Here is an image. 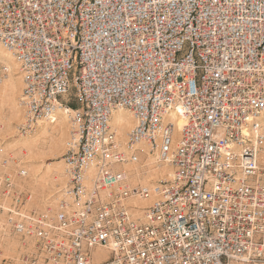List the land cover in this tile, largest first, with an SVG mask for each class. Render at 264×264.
<instances>
[{
    "label": "built area",
    "instance_id": "obj_1",
    "mask_svg": "<svg viewBox=\"0 0 264 264\" xmlns=\"http://www.w3.org/2000/svg\"><path fill=\"white\" fill-rule=\"evenodd\" d=\"M0 46L23 135L78 103L52 215L26 209L25 169L0 174L20 245L0 264H264V0H0ZM150 155L172 172L155 190L125 167Z\"/></svg>",
    "mask_w": 264,
    "mask_h": 264
},
{
    "label": "bare ground",
    "instance_id": "obj_2",
    "mask_svg": "<svg viewBox=\"0 0 264 264\" xmlns=\"http://www.w3.org/2000/svg\"><path fill=\"white\" fill-rule=\"evenodd\" d=\"M0 62L6 66L5 69L7 71V75H5L3 79H0V112H5L6 110L4 109H7L8 111L10 110L11 114L13 115L12 122L18 124L22 120L23 110L21 107V102L18 100V95L20 93V90H22L23 92V89L25 87L23 73L21 72L20 74H18V68L21 66V64L15 58L12 52L8 51L2 46H0ZM72 112V109L68 107L60 108L55 115V121L53 123H40L38 126V128L40 129L35 133L34 136L32 135L23 139H19L14 146L19 147L21 150H28L32 152H35L34 150L37 147H42L43 151L54 152L62 143H64L66 139H70L72 137ZM117 112L127 115L128 120L125 119L128 121L126 124L127 130H123L124 124L120 121V119L118 128L111 129L113 131H116L118 141L123 147H125L128 132L134 126V119L131 113L127 110H117L113 113V115L117 114ZM172 117L178 120L177 126L179 129H181L184 125L183 118H180L176 113H172ZM13 123L9 124V127L12 128ZM113 123L114 121L110 120V127L111 125H113ZM0 124H2V121H0ZM262 131L264 132V122L262 123ZM46 140H49L51 145L48 150L43 146ZM140 147H142V149L146 151L144 146ZM126 153L128 154V151H126ZM125 167L129 170L131 179L135 184L141 183L144 186L150 187L152 190L158 188V185L154 180H158L160 178L168 179L172 175L171 169L167 165L160 164L155 155L148 156L147 159L144 160L143 165L127 164ZM43 177L44 178H42L40 182L37 183L38 188H48V191L52 193L53 190L57 187L56 184H60L61 186L56 198L57 200H59L61 197L59 192L62 188H64L66 183L63 162L56 163L52 168L48 169L47 172H43ZM149 203L150 201L140 202L136 199L134 200L135 205L145 206ZM7 241L10 244L12 243L9 239H7Z\"/></svg>",
    "mask_w": 264,
    "mask_h": 264
},
{
    "label": "rangeland",
    "instance_id": "obj_3",
    "mask_svg": "<svg viewBox=\"0 0 264 264\" xmlns=\"http://www.w3.org/2000/svg\"><path fill=\"white\" fill-rule=\"evenodd\" d=\"M5 68L6 66L0 62V79H3L5 75H7ZM21 72L20 66L18 68V74ZM21 95L22 90H20L18 95L19 101ZM77 105V101L72 99L71 106L77 107ZM4 110L6 111L3 113L0 112V121H2V124H0V174L10 172L13 175H16L18 169H25L28 172V177L21 179L15 176V179L18 188L26 195V209L28 211H36L44 217L50 216L55 210L57 204V193L61 185L56 184L57 187L52 193H50L48 188H38L37 183L40 182L42 178H44L43 172H47L48 169L52 168L56 163L62 162V157L66 152V145L69 139H66L67 141L65 140L64 143H62L54 152L43 151L42 147L35 148V152L21 150L19 147L14 146L15 143L19 139H23L32 135L34 136L40 128L37 127V129H35V131L29 135H23L20 132V126L22 125L24 119L23 110L21 109L22 120L18 124L12 122L13 115L11 114V111H8L7 109ZM125 117H127V115L119 112H117L115 115H112L110 120L114 121V123L111 125V128H118L119 122L121 121L124 124L123 130H127L126 124L128 122V117ZM11 123H13L12 128L9 127V124ZM43 146L48 150V148L51 146L49 140H46ZM4 161H9V164L6 166V168L3 167ZM161 179L162 178L158 180ZM158 180L154 181L157 182ZM0 223L1 225L4 224L3 216L0 218ZM7 239H9L12 243L10 244ZM0 245H2L1 248L3 250L4 257H14L17 254L20 246L17 238L10 234L8 230L2 228H0Z\"/></svg>",
    "mask_w": 264,
    "mask_h": 264
},
{
    "label": "crops",
    "instance_id": "obj_4",
    "mask_svg": "<svg viewBox=\"0 0 264 264\" xmlns=\"http://www.w3.org/2000/svg\"><path fill=\"white\" fill-rule=\"evenodd\" d=\"M77 107H72V109H76Z\"/></svg>",
    "mask_w": 264,
    "mask_h": 264
}]
</instances>
